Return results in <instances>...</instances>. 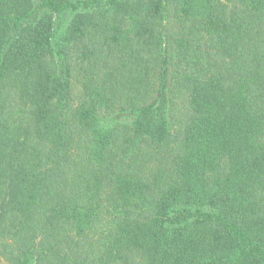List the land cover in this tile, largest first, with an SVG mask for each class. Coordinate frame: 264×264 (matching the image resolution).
<instances>
[{
    "label": "trees",
    "instance_id": "trees-1",
    "mask_svg": "<svg viewBox=\"0 0 264 264\" xmlns=\"http://www.w3.org/2000/svg\"><path fill=\"white\" fill-rule=\"evenodd\" d=\"M0 264H264V0H0Z\"/></svg>",
    "mask_w": 264,
    "mask_h": 264
}]
</instances>
